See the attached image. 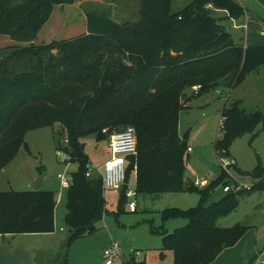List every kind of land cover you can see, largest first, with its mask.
Wrapping results in <instances>:
<instances>
[{"label": "trees", "instance_id": "1", "mask_svg": "<svg viewBox=\"0 0 264 264\" xmlns=\"http://www.w3.org/2000/svg\"><path fill=\"white\" fill-rule=\"evenodd\" d=\"M74 2L0 0V36L15 43L0 59V171L22 146L27 149L24 137L29 131L54 125L65 129L67 145L57 140L58 149L77 164L66 190L67 237L74 232L60 256L66 264L69 242L92 233L107 212L101 177L96 173L86 177L89 161L80 140L94 135L101 141L106 138L104 129L110 134L133 127L136 156L129 158L119 206L127 200L132 172L135 194H198L195 207L162 212L163 221L183 218L187 224L163 232L161 240L171 250L173 264H211L248 230L239 225L217 227V219L235 210L237 196L263 189L264 172L258 164L247 174L259 182L207 205L210 192L229 180L221 175L201 190L183 182L187 149L178 135V116L188 101L219 81L236 88L248 74L264 68V46L236 44L213 15L223 11L227 19L243 18L244 9L235 0H193L179 12L172 11L171 0H141L140 19L132 24L88 10L85 33L34 44L53 8ZM105 48L122 59H104ZM196 85L197 93L188 95ZM241 104L225 100L221 109L219 137L213 146L218 160L230 158L232 143L254 133L264 120V114L247 113ZM55 207L51 191L0 192V236L53 233ZM123 264L143 262L130 254Z\"/></svg>", "mask_w": 264, "mask_h": 264}, {"label": "rangeland", "instance_id": "2", "mask_svg": "<svg viewBox=\"0 0 264 264\" xmlns=\"http://www.w3.org/2000/svg\"><path fill=\"white\" fill-rule=\"evenodd\" d=\"M191 1L171 0V9L179 12ZM235 1L244 9L242 20L235 19L243 27L236 28L232 21L222 18L219 11L213 12V15L220 18L225 30L241 43L264 46V4L259 0ZM88 10L105 13L120 24H132L140 19L141 0H75L71 7L56 6L45 27L53 36L50 40L74 37L85 32L84 12ZM5 39L8 38L0 36V58L6 55L11 46V43L7 44L9 40ZM102 55L104 59H122L118 53L110 54L107 48ZM187 94H194L192 87ZM225 100L227 104L241 100V108L247 113L264 114V68L248 74L236 88L225 87V82L219 81L212 90L188 101L178 116L179 137L182 140L187 135L185 146L186 149L190 148V152L186 151L183 155L184 170L193 181L205 183V187L225 175L229 180L225 186L229 185L232 189L230 193L236 194L238 190L259 182L247 174L258 164L264 172V120L254 133L246 134L232 143L229 151L236 169L232 165L226 173L213 148L219 137L220 112ZM94 137L91 135L80 140L88 157L89 171L102 167L111 158L107 142L95 141ZM64 138L65 129L58 125L29 131L24 137L27 149L22 146L12 162L0 172V192L28 191L37 179H42V190L53 192L56 200L54 232L0 236V247L8 243L11 252L37 251L40 254L38 260H42L44 253L52 256L53 252L60 250L68 229L65 225L66 190L60 188L57 175H71L77 168V164L68 162L64 154L57 153V140L63 146ZM134 178L132 172L128 187L135 193ZM120 194V191L104 189L107 212L97 220L92 233L76 236L69 242L65 248L66 264H104L102 252L112 246H116L124 258L132 254L137 261H144L143 264H173L172 252L164 248L161 235L184 227L187 220L173 218L163 221L162 212L166 209L193 208L199 201L198 194H135V212L128 210V199L119 206ZM225 195L222 185L217 186L210 192L206 204L217 202ZM237 201L234 211L217 219V226L228 228L239 225L248 228L239 246L246 252L242 264L251 261L254 264L258 259L256 256L264 249V188L237 196ZM122 261L114 260L113 264H121Z\"/></svg>", "mask_w": 264, "mask_h": 264}, {"label": "built area", "instance_id": "3", "mask_svg": "<svg viewBox=\"0 0 264 264\" xmlns=\"http://www.w3.org/2000/svg\"><path fill=\"white\" fill-rule=\"evenodd\" d=\"M200 89V86H193L192 91L197 93ZM221 124V122H220ZM221 126L219 125V128ZM105 133V130L103 131ZM63 145H67V140H63ZM108 147L111 150V158L106 161V163L99 168H95L92 171H89L87 167L86 177H90L92 174H98L102 180V187L106 190L121 191L125 185L126 180V169L129 164V158L136 156V139H135V130L133 127H125L121 131H114L109 136ZM187 152H190V148H187ZM58 154H64L66 160L69 162L68 156L61 150H58ZM222 162V167L226 173H228L229 168L233 165L232 162L228 159H220ZM57 178L60 182V188L62 190H67L71 185V175L67 174H58ZM195 187H203V182L194 181ZM248 190L249 188H244ZM232 189L229 185L222 187V192L229 193ZM239 191V190H238ZM125 197L128 199L127 208L130 212H135L136 203L133 199L135 193L129 189L125 192ZM264 207V205H263ZM102 258L104 264H113L114 260L122 261V254L116 246H112L108 249L103 250Z\"/></svg>", "mask_w": 264, "mask_h": 264}, {"label": "crops", "instance_id": "4", "mask_svg": "<svg viewBox=\"0 0 264 264\" xmlns=\"http://www.w3.org/2000/svg\"><path fill=\"white\" fill-rule=\"evenodd\" d=\"M239 4V3H238ZM72 5H70V7H71ZM56 7V6H55ZM55 7L53 8V10L55 9ZM58 7V6H57ZM61 9V7H59V10ZM219 14L220 15H222V18H225L226 19V13L225 12H223V11H219ZM51 16H52V14H51ZM51 16H50V19H51ZM84 18H85V16H84ZM221 18V19H222ZM228 20V22H229V20L230 21H232V23H233V25L236 27V28H239V27H243L242 25H241V22L240 23H238L237 21H235V19H226V21ZM242 20V18L239 20V21H241ZM49 22V20L47 21V23L40 29V31L38 32V34H37V38H36V41L34 42V44H36V45H40V44H47V43H50V42H52V41H58V40H50V39H53V36L51 35V33L49 32V31H47L46 29H45V27L47 26V24H49L48 23ZM83 33H85V32H82V34ZM229 33V32H228ZM230 35H231V37L233 38V40H234V42L236 43V44H242V45H244V46H246V45H255V44H244V43H241V41H239V40H237L236 39V37L234 38L233 37V35L231 34V33H229ZM50 37V38H49ZM70 37H73V36H70ZM70 37H67V38H70ZM6 38H8V37H6ZM49 38V40H46V39H48ZM67 38H61V39H67ZM60 39V40H61ZM5 40H9V41H7V44H10L11 43V46H13V45H15V43L14 42H12L9 38L8 39H5ZM7 54V53H6ZM5 56V55H4ZM3 56V57H4ZM1 59V58H0ZM189 95V94H188ZM104 135H106V138H105V141L107 142V144H108V142H109V136L111 135V133L110 134H107L106 133V131H105V133H103ZM178 135H180V133H179V130H178ZM229 160L232 162V164H233V167L234 166H236V163H235V161H234V159L232 158V157H230L229 158ZM2 171V170H1ZM0 171V172H1ZM134 173V172H133ZM205 187V183H204V186H203V188ZM42 189V188H41ZM104 196V195H103ZM54 214H55V211H54ZM215 225L217 226L218 225V223H217V221H216V223H215ZM219 226V225H218ZM217 226V227H218ZM220 228H222V227H220ZM54 230H55V215H54ZM241 242V241H240ZM240 242H238V243H236L233 247H230V248H227V249H224L217 257H216V259L211 263V264H242V258H243V256L246 254V252L243 250V247H242V249H241V247L239 246L240 245ZM245 252V253H244ZM56 252H53V255L51 256V255H49L48 253H44L43 255V258H42V260H39L42 264H44V263H48V262H52L53 261V259L55 258V256H56V254H55ZM45 254H47V255H45ZM122 254V253H121ZM129 255L130 254H128V256L126 257V258H124V256L122 255V259H123V261L121 262V264H123V262H125L127 259H128V257H129ZM134 256V255H133ZM40 257V256H39ZM257 258V260H256V262L254 263V264H264V249H263V251L262 252H260V253H258V255L256 256ZM134 258H135V260H136V257L134 256ZM137 261V260H136ZM138 263H140V262H143L144 263V261H137Z\"/></svg>", "mask_w": 264, "mask_h": 264}, {"label": "water", "instance_id": "5", "mask_svg": "<svg viewBox=\"0 0 264 264\" xmlns=\"http://www.w3.org/2000/svg\"><path fill=\"white\" fill-rule=\"evenodd\" d=\"M187 139V135H185L182 140L185 141ZM183 182L187 186H193L194 181L191 179V177L188 175V173L184 172V179ZM42 188V179H37L31 187L32 191H38ZM74 234L71 233L68 237H66L64 243L62 244L60 250L56 253L55 258L52 262L44 263V264H63V260L60 257L62 250L65 246L66 241L72 237ZM39 252L35 251H29V250H22L17 252H11L10 247L8 243H3L0 247V264H42L38 258H39Z\"/></svg>", "mask_w": 264, "mask_h": 264}]
</instances>
